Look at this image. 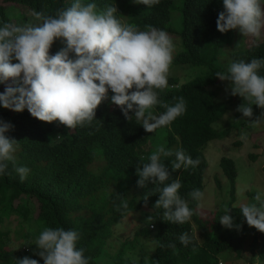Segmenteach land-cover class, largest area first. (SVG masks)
Returning a JSON list of instances; mask_svg holds the SVG:
<instances>
[{
  "label": "trees",
  "instance_id": "1",
  "mask_svg": "<svg viewBox=\"0 0 264 264\" xmlns=\"http://www.w3.org/2000/svg\"><path fill=\"white\" fill-rule=\"evenodd\" d=\"M3 1L18 3L32 11H44L50 15L57 9L70 7L73 2ZM175 1L160 0L159 4L147 7L134 0H82L85 4L95 3L98 9L115 5L120 20L134 23L141 30L151 25L180 37L182 47L171 66L191 64L209 67V73L186 82H182L179 77L169 76L167 88L158 90L160 98L169 104L175 103L174 97L183 96L186 100V113L170 126L158 128L152 133L146 132L135 117L129 121L121 108L110 102L113 95L110 89L109 99L96 109L97 120L90 126H77L75 129L65 125L57 127L58 121L44 122L34 118L27 108L16 112L0 105V119L14 126L7 135L19 143L15 164L7 162V171L11 175H0V264H15V259L24 256L44 264L35 252L17 250L11 246L10 230L5 223L14 214L23 222L35 219L46 227L79 231L81 239L78 247L85 250V256L90 258L89 264H107V260L112 257L113 264H131V259L126 258L129 257L126 255L128 251L137 252V264H220L226 253L233 254L236 260L243 259L247 253H258L264 261V233L250 227L240 206L235 205L238 168L232 157L223 156L220 159L224 175L231 182L232 198L227 206L231 209L229 214L234 221L232 228L220 223V217L225 214L224 207L210 211L203 218L197 209L199 201L188 196L194 189L201 192L205 189V175L209 167L205 149L209 142L230 131L229 128L222 131L215 128V123L227 113L229 104L218 100L217 92L211 86L220 82L215 74L227 70L224 64L217 63L221 60L223 48L233 46L239 38L238 29L226 33L217 30L216 21L219 12L223 11V0H182L183 27L176 32L171 26ZM19 16L25 17L21 13ZM4 22L14 24L7 7L0 3V26ZM260 38L261 34L253 36V39L244 36L241 41L245 45L233 50L231 62L264 58V39ZM62 40L57 38L54 41L50 54H55L65 46ZM260 74L264 75V69H261ZM4 90V83H0V92ZM237 96L231 95V98ZM158 111L164 109L159 108ZM129 114L134 115L131 112ZM58 135L61 138L52 142V138ZM159 145L172 150L183 148L192 158L200 159V164L194 169L172 171L171 160L174 157L163 158L172 179L179 177L182 181L181 196L197 212L190 222L182 225L165 221L163 209L154 208L159 193L149 195L145 204V193L163 185L155 186L151 182L146 187L137 185L139 176L136 169L137 166L142 167L140 160L147 162ZM256 157L252 155V158ZM19 166L30 169L23 182L15 171ZM218 184H221L220 180ZM117 193L121 196L118 197ZM122 199L128 201L127 209L121 206ZM142 210L155 216L156 225L151 228L149 223L147 227L137 229L136 236L124 239L114 255L111 247L116 227L127 217ZM183 232L195 237L188 246L182 245L178 239ZM169 244H175V248L169 247Z\"/></svg>",
  "mask_w": 264,
  "mask_h": 264
},
{
  "label": "clouds",
  "instance_id": "2",
  "mask_svg": "<svg viewBox=\"0 0 264 264\" xmlns=\"http://www.w3.org/2000/svg\"><path fill=\"white\" fill-rule=\"evenodd\" d=\"M134 2L152 7L160 0ZM117 13L115 5L98 9L95 3L73 0L70 7L57 9L51 15L33 11L37 23L4 22L0 26V83L7 86L0 92V105L16 112L27 108L34 118L44 122L59 121L75 129L90 126L97 120L96 109L109 99L110 89L113 93L110 102L119 106L129 121L135 117L146 132L170 126L184 115L187 104L183 96L174 97L175 103L169 104L160 98L158 91L168 86L175 49L172 37L167 31L151 25L141 30L134 23L120 20ZM216 26L221 33L238 29L243 36L258 37L264 29V0H223V11L218 14ZM57 38H63L65 46L50 54ZM261 69H264V58H252L249 62L239 59L233 60L226 72L215 74L221 81H228L226 91L230 95L244 99L236 111L248 120L249 127L264 122V112L254 118L252 107L264 109ZM9 79L11 82L7 83ZM159 108L164 111H158ZM13 127L0 119V175H11L7 162L15 164L16 161L19 143L7 135ZM247 137V131L242 130L240 139L246 141ZM167 157H174L172 171L194 169L200 164L199 157L192 158L183 148L172 150L159 145L147 162L140 160L142 167L136 169L137 185L146 187L149 182L163 185L145 193V204L149 195L159 193L154 208L163 209L165 221L182 225L190 222L197 212L181 196L182 181L179 177L172 179L163 159ZM15 171L23 182L30 169L19 166ZM188 196L201 201L204 194L194 189ZM121 206L127 209L128 201L122 199ZM230 210L225 205V214L219 219L226 228L234 226ZM240 210L250 227L264 233V192L257 190L252 202L242 204ZM152 219L148 217L149 221ZM80 239L75 229L45 227L32 244L36 245L35 254L44 264H89L85 250L78 247ZM178 239L188 246L195 237L183 232ZM168 246L175 248V244ZM126 258L131 259V264H137L135 258ZM15 264H40V261L24 256L15 259Z\"/></svg>",
  "mask_w": 264,
  "mask_h": 264
},
{
  "label": "rangeland",
  "instance_id": "3",
  "mask_svg": "<svg viewBox=\"0 0 264 264\" xmlns=\"http://www.w3.org/2000/svg\"><path fill=\"white\" fill-rule=\"evenodd\" d=\"M0 3L7 7L9 15L12 17L14 24L23 25L25 23H37L32 13L33 11L26 7L19 5L18 3H6L0 0ZM182 0H176L173 7V14L171 20V26L175 31L179 32L183 27V15H182ZM23 16H19V14ZM127 21V20H125ZM170 35V34H169ZM239 40L234 43L233 46L227 45L222 50L221 60L217 63L224 64L228 67L231 63V55L233 50L240 49L243 44V34L237 32ZM174 41L175 49L173 57L179 52L182 47L181 38L176 35H170ZM253 39V36H248ZM242 39V41H241ZM264 39V29L261 31V38ZM239 43V47L236 45ZM221 65V64H220ZM210 72L208 66H194L191 64H180L170 67L169 76L179 77L182 82L189 81L197 76L204 75ZM11 80L7 83H10ZM4 83V89L6 87ZM228 81H221L211 86L213 90L217 92L218 100L227 102L229 109L227 113L215 123V128L218 131L230 129L229 133L223 137H217L210 141L205 149L206 156L209 161V167L205 175V189L203 191V199L199 201L198 212L201 217L205 218L206 215L212 211L229 205L231 202V182L224 175V172L220 166V159L223 156L232 157L237 164L238 177L236 180V201L235 205L241 206L242 204L251 203L252 197L257 190L264 192V122L260 123L256 127H249L248 120L243 118L242 113L236 111L237 107L244 103V99L240 96L231 98L230 92L226 91ZM264 109L258 106L253 107L254 118L260 116ZM59 121L56 126H62ZM247 131V140H241V131ZM57 136L52 138V142H56L59 139ZM242 142V143H239ZM257 155L256 159L252 158V155ZM220 180V185L218 184ZM23 200V197H22ZM37 209V203H35ZM35 215H37V210ZM150 215L146 214L145 210L137 212L132 216L127 217L122 224L116 227V233L114 239H112L111 251L117 253L120 244L124 239H133L136 236L137 229L147 227L149 223L156 225L157 220L155 216H151L153 219L148 220ZM22 222V223H21ZM6 228L10 230L11 246L17 250H25L26 252H35L37 247L32 244L39 236L40 232L46 227L43 222L35 221L31 219L29 222L21 220L17 215H13L5 223ZM30 237H25V235ZM145 241V240H144ZM150 245V241H148ZM112 255V256H114ZM127 256H132L136 259L137 252L128 251ZM223 264H264L258 253L254 255L247 253L246 257L241 260H236L235 256L230 253H226L225 257L221 261ZM114 257L107 260V264H113Z\"/></svg>",
  "mask_w": 264,
  "mask_h": 264
},
{
  "label": "built area",
  "instance_id": "4",
  "mask_svg": "<svg viewBox=\"0 0 264 264\" xmlns=\"http://www.w3.org/2000/svg\"><path fill=\"white\" fill-rule=\"evenodd\" d=\"M220 264H223L222 262H220Z\"/></svg>",
  "mask_w": 264,
  "mask_h": 264
}]
</instances>
